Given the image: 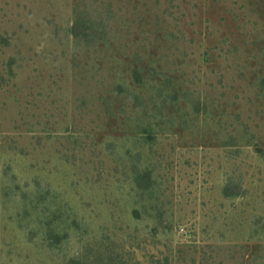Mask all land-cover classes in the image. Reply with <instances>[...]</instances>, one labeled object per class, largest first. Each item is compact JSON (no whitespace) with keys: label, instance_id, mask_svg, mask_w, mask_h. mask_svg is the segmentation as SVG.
Masks as SVG:
<instances>
[{"label":"rangeland","instance_id":"obj_1","mask_svg":"<svg viewBox=\"0 0 264 264\" xmlns=\"http://www.w3.org/2000/svg\"><path fill=\"white\" fill-rule=\"evenodd\" d=\"M0 264H264V0H0Z\"/></svg>","mask_w":264,"mask_h":264},{"label":"trees","instance_id":"obj_2","mask_svg":"<svg viewBox=\"0 0 264 264\" xmlns=\"http://www.w3.org/2000/svg\"><path fill=\"white\" fill-rule=\"evenodd\" d=\"M79 30H81V28H79V25H77V26L75 27V30H74V32H75V33H78V32H79Z\"/></svg>","mask_w":264,"mask_h":264}]
</instances>
